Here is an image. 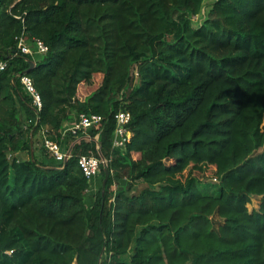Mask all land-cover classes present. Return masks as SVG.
<instances>
[{"label":"trees","instance_id":"obj_1","mask_svg":"<svg viewBox=\"0 0 264 264\" xmlns=\"http://www.w3.org/2000/svg\"><path fill=\"white\" fill-rule=\"evenodd\" d=\"M21 35L47 52L22 55ZM1 62L0 264H264V0H0ZM71 112L103 118L90 135L108 179L90 207L77 158L95 142L53 168L33 149L41 128L62 144Z\"/></svg>","mask_w":264,"mask_h":264},{"label":"built area","instance_id":"obj_2","mask_svg":"<svg viewBox=\"0 0 264 264\" xmlns=\"http://www.w3.org/2000/svg\"><path fill=\"white\" fill-rule=\"evenodd\" d=\"M16 50L22 55L34 56L44 55L48 49L42 42L38 40L29 41L24 35H21L17 39ZM6 67V62H1L0 72L4 71ZM135 76H137V74ZM17 77L25 93L31 98V106L35 115H37L41 108V100L33 86L32 80L25 74L18 75ZM102 122L103 118L99 115L80 114L73 124L68 125L67 127L64 125L61 132L63 138L62 144L50 140L46 128H41L39 130L42 148L47 153L48 158L58 165H63L73 156L72 150L75 145H80L83 142H95L98 153L97 155H80L77 158L78 168L89 183L86 195L90 193L95 195V193L101 188L102 169H106L108 164V160L100 154L98 144L99 133L95 134L93 137L90 135V131L99 128ZM28 123L30 122L28 121ZM114 123L115 127L111 139V148L112 150L123 151L131 139V132L127 127L130 123V114L123 111L116 113L114 115ZM68 137L70 140L64 142V139L66 140ZM96 178H99V185H97L98 183H95ZM213 182H216V179H213Z\"/></svg>","mask_w":264,"mask_h":264},{"label":"rangeland","instance_id":"obj_3","mask_svg":"<svg viewBox=\"0 0 264 264\" xmlns=\"http://www.w3.org/2000/svg\"><path fill=\"white\" fill-rule=\"evenodd\" d=\"M207 9H208V6H205V10L202 13V17L198 18V16H196L193 18V20L194 21L197 20L201 23L203 21V18L206 16ZM168 40H171V38H168ZM136 72H137L136 67L133 66L131 69L130 75H129L128 90H133L137 86V76H135L137 74ZM75 120H76V117H75L74 113L71 112V113H69L68 120L66 121V123L64 125H66V127H67L68 125L73 124L75 122ZM263 126H264V122H263ZM36 148H37V150H36ZM33 149L38 153L39 158H40V156H42V152H43L41 141L39 143V140L34 139V148ZM19 155H20L21 159H28L29 158V153H27V152H24V153L19 154ZM56 166H58V165L56 164ZM95 180L99 181L98 178H96ZM97 185H99V184H97ZM197 185H198L199 190L203 194L215 195L217 193L218 186H217V183L213 182V180H205L203 182L198 183ZM142 188H143V186L138 183L136 186H134L132 192L136 193V192L140 191V189H142ZM259 203H260V197H251L250 202L247 205L248 210L249 211L257 210ZM188 264H193L192 260H190V262Z\"/></svg>","mask_w":264,"mask_h":264},{"label":"water","instance_id":"obj_4","mask_svg":"<svg viewBox=\"0 0 264 264\" xmlns=\"http://www.w3.org/2000/svg\"><path fill=\"white\" fill-rule=\"evenodd\" d=\"M34 66L33 62H30V68H32ZM107 179H108V169H104V177H103V180H102V183H101V190L103 192L104 190V187H105V184L107 182ZM127 182V179H122V180H119V189L120 191L124 188L125 184Z\"/></svg>","mask_w":264,"mask_h":264},{"label":"crops","instance_id":"obj_5","mask_svg":"<svg viewBox=\"0 0 264 264\" xmlns=\"http://www.w3.org/2000/svg\"><path fill=\"white\" fill-rule=\"evenodd\" d=\"M48 167H50V168H53V167H56V163L54 162V161H50L49 163H48ZM98 180H99V178H98ZM99 181H95V183H98ZM99 184V183H98ZM87 196V198H86V206L87 207H90L91 205H92V203H93V199H94V195H93V193H90V194H88V195H86ZM72 264H76L75 262L74 263H72Z\"/></svg>","mask_w":264,"mask_h":264}]
</instances>
